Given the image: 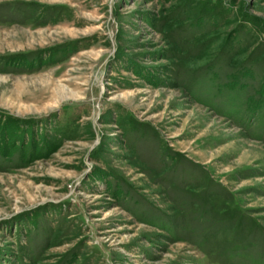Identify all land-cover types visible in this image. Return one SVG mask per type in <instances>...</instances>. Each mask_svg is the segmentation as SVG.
<instances>
[{"label": "rangeland", "instance_id": "rangeland-1", "mask_svg": "<svg viewBox=\"0 0 264 264\" xmlns=\"http://www.w3.org/2000/svg\"><path fill=\"white\" fill-rule=\"evenodd\" d=\"M0 264H264V0H0Z\"/></svg>", "mask_w": 264, "mask_h": 264}]
</instances>
